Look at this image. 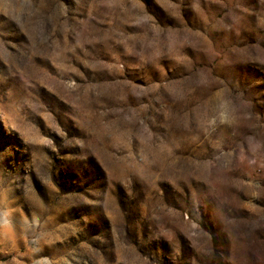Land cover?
Masks as SVG:
<instances>
[{"label": "rangeland", "instance_id": "1", "mask_svg": "<svg viewBox=\"0 0 264 264\" xmlns=\"http://www.w3.org/2000/svg\"><path fill=\"white\" fill-rule=\"evenodd\" d=\"M0 264H264V0H0Z\"/></svg>", "mask_w": 264, "mask_h": 264}]
</instances>
